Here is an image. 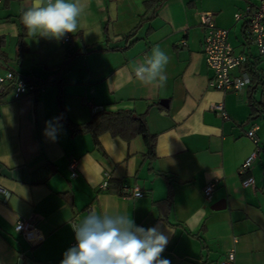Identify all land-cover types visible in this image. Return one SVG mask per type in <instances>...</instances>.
<instances>
[{
  "label": "crops",
  "instance_id": "obj_1",
  "mask_svg": "<svg viewBox=\"0 0 264 264\" xmlns=\"http://www.w3.org/2000/svg\"><path fill=\"white\" fill-rule=\"evenodd\" d=\"M144 1L81 0L79 29L68 33L73 43L36 37L26 29L17 62L18 16L31 0H0L6 55L0 57V73L10 70L32 84L48 80L17 99L12 90L1 96L0 89V186L7 192L0 191V264H60L73 247L71 220L79 222L90 213L124 214L137 226H158L169 237L162 258L171 264H220L230 249L234 264H264V123L257 122L264 117H248V86L221 91L209 83L200 14L212 12L215 21V9L202 0H165L155 16L140 23ZM244 2L245 7L252 1ZM228 38L234 52L247 53L264 74V60L251 44L243 39L236 48L230 32ZM157 45L169 57L167 81L146 85L136 79L133 61H143ZM252 94L257 101L264 98V81ZM58 98L75 124L91 118L92 105L145 113L156 135L155 158L144 156L141 135L125 141L104 133L97 147L89 134H71L60 120ZM216 102L224 104L227 118L211 109ZM54 118L53 139L45 128ZM253 126L260 149L248 173L240 174L255 149L246 136ZM72 159L76 176L68 169ZM104 172L121 185L138 186L143 196L100 190ZM247 176L253 177V187L242 185ZM212 180L216 186L207 201L202 188ZM169 195L171 201L161 202ZM20 218L36 223L41 242L15 231Z\"/></svg>",
  "mask_w": 264,
  "mask_h": 264
},
{
  "label": "clouds",
  "instance_id": "obj_2",
  "mask_svg": "<svg viewBox=\"0 0 264 264\" xmlns=\"http://www.w3.org/2000/svg\"><path fill=\"white\" fill-rule=\"evenodd\" d=\"M84 11L81 0H31L21 20L30 35L59 39L79 29ZM168 55L154 46L151 54L135 62L134 75L148 85L167 81ZM46 121L45 135L55 138V121ZM140 193H137L139 198ZM76 244L63 254L60 264H171L162 258L169 237L158 226L144 228L124 214H93L73 228Z\"/></svg>",
  "mask_w": 264,
  "mask_h": 264
},
{
  "label": "built area",
  "instance_id": "obj_3",
  "mask_svg": "<svg viewBox=\"0 0 264 264\" xmlns=\"http://www.w3.org/2000/svg\"><path fill=\"white\" fill-rule=\"evenodd\" d=\"M236 21H243L246 25V33L251 45H254L257 51V56L261 60H264V0H253L247 2L242 12H236L234 14ZM200 21L205 29L203 39V54L205 61L211 70L210 85L215 89L221 91H239L245 89L250 81L251 76L246 70L245 65L249 59L246 53H235L233 47L229 41V30L227 28L219 27L215 24L214 15L212 12H202L200 14ZM65 43H73L72 37L69 34H65L62 38ZM239 68L240 71L237 74H233V70ZM15 79L12 71L0 73V89H2L7 83ZM37 87L26 82L24 79L17 78L14 81L12 95L14 99L20 96L32 92ZM89 105H92L88 102ZM92 107L97 111L100 107ZM211 109L217 112L223 119L227 118V113L222 102H216L211 104ZM256 126H253L246 132V136L254 143L255 149L247 156L244 162L239 168L240 174H246L250 170L254 160L257 157L260 149L258 144V137L255 134ZM77 161L75 159L70 160L68 169L71 176H76ZM264 176V172H262ZM109 180V174L104 172L103 180L99 184L100 190H106ZM242 185L246 187L254 186V179L252 176H247L242 180ZM216 186V180L207 182L203 188L202 193L204 199L209 201L212 198L213 191ZM0 191L7 195V192L0 186ZM143 196V192L138 186L122 185L119 194L126 198L137 197V193ZM91 206L85 207V211L90 213ZM71 226L74 228L78 221L76 219L71 220ZM16 232L21 234L25 239L32 242H41L43 239L42 233L37 228L36 223L27 218H20L14 224ZM235 241V238H234ZM75 233L73 231V241L71 245H75ZM234 249H230L225 254V259L220 264H234Z\"/></svg>",
  "mask_w": 264,
  "mask_h": 264
},
{
  "label": "trees",
  "instance_id": "obj_4",
  "mask_svg": "<svg viewBox=\"0 0 264 264\" xmlns=\"http://www.w3.org/2000/svg\"><path fill=\"white\" fill-rule=\"evenodd\" d=\"M165 0H145V16L141 17L140 23L149 20L151 17L156 15V12L160 5ZM23 14V13H22ZM20 14L19 21L22 26V33H20L19 40L17 43V51L15 54V59L18 62L20 59V55L23 51V42L22 37L25 35V26L22 23ZM242 34L244 35L245 42L244 44H249V39L246 35V25L243 23L242 26ZM133 36L132 33L126 36V38L130 39ZM2 40L0 39V57H6L5 52L1 49ZM247 54V53H246ZM248 55V54H247ZM249 56V55H248ZM252 66H250V64ZM248 70L251 74V81L248 85V105L250 108L249 118H255L258 116L264 117V98L257 101L253 97V91L262 84V79H264V74H262L261 70L256 68L255 63L250 62L248 59L246 63ZM15 79L9 83H7L1 91V96L5 95L8 91L13 89L14 81L18 78L17 75H14ZM48 81V80H46ZM44 81V82H46ZM44 82L34 84L36 87H41ZM53 82H56L54 80ZM58 106H59V114L60 120L69 128L71 134L77 133H87L91 136L93 144L97 147H101L99 142V137L104 133H109L113 136H119L125 141H129L136 135H141L147 151L144 153L146 158L152 160L155 158V139L156 135L151 133L147 127L145 113H136L133 109H107L102 107L101 109L95 111L91 118L83 123L75 124L69 121L66 116L64 109L61 105L60 99L58 98ZM121 184L115 180H108L107 190L118 193ZM66 196V193L62 194ZM171 201V196L169 195L166 199L161 202H169Z\"/></svg>",
  "mask_w": 264,
  "mask_h": 264
},
{
  "label": "rangeland",
  "instance_id": "obj_5",
  "mask_svg": "<svg viewBox=\"0 0 264 264\" xmlns=\"http://www.w3.org/2000/svg\"><path fill=\"white\" fill-rule=\"evenodd\" d=\"M202 3L211 9L212 7L215 9V22L220 26L229 28L232 43L236 45V48L240 47L239 43L244 39L240 32L242 21H235L234 14L236 12H242L245 3L244 0H202ZM250 48L253 53H257L254 45H251ZM260 66L264 67V61H261ZM257 122L264 123V119L258 118Z\"/></svg>",
  "mask_w": 264,
  "mask_h": 264
},
{
  "label": "water",
  "instance_id": "obj_6",
  "mask_svg": "<svg viewBox=\"0 0 264 264\" xmlns=\"http://www.w3.org/2000/svg\"><path fill=\"white\" fill-rule=\"evenodd\" d=\"M160 104H161V105H163L164 107H167V105H166V102H165V101H160ZM222 207H223V206H222ZM211 208H212V209H220V208H221V206H218V205H213Z\"/></svg>",
  "mask_w": 264,
  "mask_h": 264
}]
</instances>
